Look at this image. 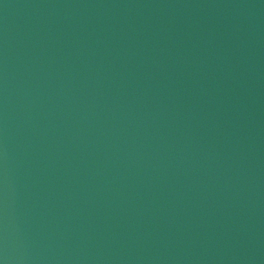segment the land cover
<instances>
[{
	"label": "water",
	"instance_id": "obj_1",
	"mask_svg": "<svg viewBox=\"0 0 264 264\" xmlns=\"http://www.w3.org/2000/svg\"><path fill=\"white\" fill-rule=\"evenodd\" d=\"M0 264H264V0H0Z\"/></svg>",
	"mask_w": 264,
	"mask_h": 264
}]
</instances>
